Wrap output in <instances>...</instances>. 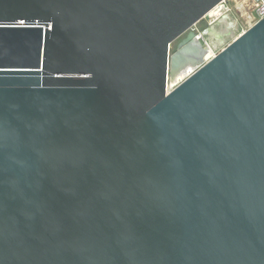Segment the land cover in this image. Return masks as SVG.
<instances>
[{
	"label": "water",
	"instance_id": "water-1",
	"mask_svg": "<svg viewBox=\"0 0 264 264\" xmlns=\"http://www.w3.org/2000/svg\"><path fill=\"white\" fill-rule=\"evenodd\" d=\"M224 1L0 0V264H264V18L190 31Z\"/></svg>",
	"mask_w": 264,
	"mask_h": 264
},
{
	"label": "rangeland",
	"instance_id": "rangeland-1",
	"mask_svg": "<svg viewBox=\"0 0 264 264\" xmlns=\"http://www.w3.org/2000/svg\"><path fill=\"white\" fill-rule=\"evenodd\" d=\"M254 6L255 4L249 7V13L253 11ZM201 23L202 24L198 22L195 25L194 29H190V31L194 32L195 34H202L203 38H200L199 40L206 48L205 57L209 55L212 56L218 53L221 49L232 42L237 36H239L243 31L247 30L250 27L249 21L246 25L242 24L238 15L231 6L229 0H225L224 2L220 3L217 7L206 14L202 18ZM186 36L187 32L174 40L170 44V51H176V49L183 42ZM200 63L201 60L189 62L184 67L179 70H175L174 72L171 65H169L167 81L168 89L176 87L183 79L186 78V75L194 71V69L197 68Z\"/></svg>",
	"mask_w": 264,
	"mask_h": 264
},
{
	"label": "built area",
	"instance_id": "built-area-1",
	"mask_svg": "<svg viewBox=\"0 0 264 264\" xmlns=\"http://www.w3.org/2000/svg\"><path fill=\"white\" fill-rule=\"evenodd\" d=\"M251 15V19L249 20L250 22V27L255 24L256 22H258L259 20L263 19L264 18V2L262 0H260L259 2L255 3V6L253 8V11L250 13ZM197 24V23H196ZM194 24L192 27H191V30L194 29L195 25ZM197 36H199L198 38L202 39V34L201 33H198L196 34Z\"/></svg>",
	"mask_w": 264,
	"mask_h": 264
},
{
	"label": "bare ground",
	"instance_id": "bare-ground-1",
	"mask_svg": "<svg viewBox=\"0 0 264 264\" xmlns=\"http://www.w3.org/2000/svg\"><path fill=\"white\" fill-rule=\"evenodd\" d=\"M212 10H213V9H212ZM203 31H204V30H203ZM222 46H223V45H222ZM213 56H214V55H212V56L209 55V56H206V57H205V51H204V53L202 54L201 59H203V60H206V59H207V60H208V59L212 58ZM201 59H200V60H201ZM201 62H203V61H201ZM188 63H189V62H188ZM186 64H187V63H186ZM186 64H185V65H186ZM200 64H201V63H200ZM185 65H184V66H185ZM184 66H181V67L175 68V69L173 70V72H174L175 70H179V69H181V68L184 67ZM195 69H196V68H195ZM195 69H194V70H195ZM173 72H172V75H173ZM192 72H193V71H192ZM192 72H190L189 74H187L186 77H187L188 75H190ZM182 79H183V78H182ZM182 79H181V80H182ZM181 80H180V81H181Z\"/></svg>",
	"mask_w": 264,
	"mask_h": 264
}]
</instances>
